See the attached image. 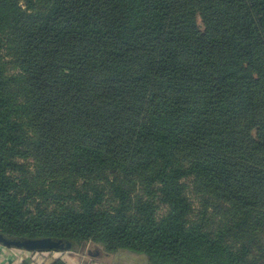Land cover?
Returning a JSON list of instances; mask_svg holds the SVG:
<instances>
[{
  "label": "trees",
  "instance_id": "trees-1",
  "mask_svg": "<svg viewBox=\"0 0 264 264\" xmlns=\"http://www.w3.org/2000/svg\"><path fill=\"white\" fill-rule=\"evenodd\" d=\"M0 232L264 264V0H0Z\"/></svg>",
  "mask_w": 264,
  "mask_h": 264
},
{
  "label": "water",
  "instance_id": "water-1",
  "mask_svg": "<svg viewBox=\"0 0 264 264\" xmlns=\"http://www.w3.org/2000/svg\"><path fill=\"white\" fill-rule=\"evenodd\" d=\"M0 245L9 248L25 249L29 251H37V250L69 251L73 247V243H71L68 240H60L54 238H43V239H29L24 237L9 238L6 237L2 232H0ZM96 252L105 254L102 248L99 247H96ZM90 253L91 251L88 250L87 254L89 255Z\"/></svg>",
  "mask_w": 264,
  "mask_h": 264
},
{
  "label": "rangeland",
  "instance_id": "rangeland-1",
  "mask_svg": "<svg viewBox=\"0 0 264 264\" xmlns=\"http://www.w3.org/2000/svg\"><path fill=\"white\" fill-rule=\"evenodd\" d=\"M88 250H92V252H94L95 249L93 247H88L83 253H78L75 251H65V252H59V254L57 255L59 258H62L66 264H90V263L113 264V261L115 260V257H112L110 261H101L100 259L91 257V255H88L87 254ZM125 264H131V263L126 261Z\"/></svg>",
  "mask_w": 264,
  "mask_h": 264
},
{
  "label": "crops",
  "instance_id": "crops-1",
  "mask_svg": "<svg viewBox=\"0 0 264 264\" xmlns=\"http://www.w3.org/2000/svg\"><path fill=\"white\" fill-rule=\"evenodd\" d=\"M6 252H3L0 249V264H21L25 260H34L35 258H39L40 256H36L37 251H29L25 249H17V248H9ZM41 254L45 252H40ZM41 258V257H40ZM39 261V259H38Z\"/></svg>",
  "mask_w": 264,
  "mask_h": 264
},
{
  "label": "flooded vegetation",
  "instance_id": "flooded-vegetation-1",
  "mask_svg": "<svg viewBox=\"0 0 264 264\" xmlns=\"http://www.w3.org/2000/svg\"><path fill=\"white\" fill-rule=\"evenodd\" d=\"M94 252L91 251V253L89 255H91V257L100 259L101 261H110V259L112 258V256L107 255L106 253H98L96 252V247H94Z\"/></svg>",
  "mask_w": 264,
  "mask_h": 264
},
{
  "label": "built area",
  "instance_id": "built-area-1",
  "mask_svg": "<svg viewBox=\"0 0 264 264\" xmlns=\"http://www.w3.org/2000/svg\"><path fill=\"white\" fill-rule=\"evenodd\" d=\"M0 249H2L3 252H6L7 250H10V249H8L7 247L2 246V245H0ZM64 252H65V251H64ZM90 264H95V263H90Z\"/></svg>",
  "mask_w": 264,
  "mask_h": 264
}]
</instances>
